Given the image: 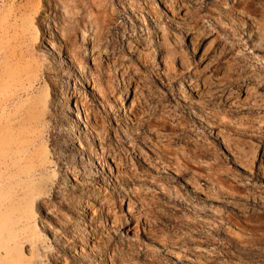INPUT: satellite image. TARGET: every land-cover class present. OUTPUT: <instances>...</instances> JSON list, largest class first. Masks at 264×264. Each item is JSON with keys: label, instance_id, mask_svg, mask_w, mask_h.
Instances as JSON below:
<instances>
[{"label": "rangeland", "instance_id": "1", "mask_svg": "<svg viewBox=\"0 0 264 264\" xmlns=\"http://www.w3.org/2000/svg\"><path fill=\"white\" fill-rule=\"evenodd\" d=\"M258 38L264 0H0V264H264Z\"/></svg>", "mask_w": 264, "mask_h": 264}, {"label": "bare ground", "instance_id": "2", "mask_svg": "<svg viewBox=\"0 0 264 264\" xmlns=\"http://www.w3.org/2000/svg\"><path fill=\"white\" fill-rule=\"evenodd\" d=\"M258 42L259 43H261V44H263L262 42H264L263 40H262V38H258ZM133 102V101H132ZM79 143H81V142H79ZM82 144V143H81ZM81 144H79V148H81V149H83V146L81 145ZM238 165V164H237ZM243 166V165H242ZM244 167V166H243ZM248 167H249V165H248ZM251 167V166H250ZM242 168V167H241ZM246 170V169H245ZM248 170V169H247ZM205 194V193H204Z\"/></svg>", "mask_w": 264, "mask_h": 264}]
</instances>
